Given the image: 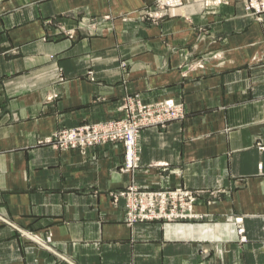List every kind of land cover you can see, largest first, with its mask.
I'll list each match as a JSON object with an SVG mask.
<instances>
[{
    "label": "crops",
    "instance_id": "1",
    "mask_svg": "<svg viewBox=\"0 0 264 264\" xmlns=\"http://www.w3.org/2000/svg\"><path fill=\"white\" fill-rule=\"evenodd\" d=\"M155 1L0 0V264H264V14L183 0L145 20ZM127 96L184 112L140 131L134 174L119 145L46 143ZM131 181L190 192L191 217L128 225Z\"/></svg>",
    "mask_w": 264,
    "mask_h": 264
},
{
    "label": "built area",
    "instance_id": "2",
    "mask_svg": "<svg viewBox=\"0 0 264 264\" xmlns=\"http://www.w3.org/2000/svg\"><path fill=\"white\" fill-rule=\"evenodd\" d=\"M182 1L160 0L159 6L163 9H174L181 6ZM242 1L245 3L246 12L251 16L257 17L264 13V0ZM144 16L154 20L160 18L161 14L145 13ZM257 20L260 19L257 18ZM72 32L70 33L72 34ZM119 113L120 118L115 120L98 124H84L76 128L61 130L48 138L46 143L62 150H77L82 154L109 144L119 145L123 149V161L120 170L123 174L132 175L140 162V131L148 127L164 126L169 121L181 119L184 114L182 106L173 100L145 104L139 96L125 97L119 108ZM262 149L260 147V150ZM113 198L116 202L124 201V220L128 225L184 220L191 217L190 213L195 202V197L182 188L150 191L141 189L133 181L121 191L113 194ZM237 222L238 224L241 223V219H237ZM237 233L240 242L245 243L244 230L239 227ZM22 234L26 238L40 243L33 236Z\"/></svg>",
    "mask_w": 264,
    "mask_h": 264
},
{
    "label": "rangeland",
    "instance_id": "3",
    "mask_svg": "<svg viewBox=\"0 0 264 264\" xmlns=\"http://www.w3.org/2000/svg\"><path fill=\"white\" fill-rule=\"evenodd\" d=\"M159 1L160 0H156L155 2H154V4L152 5V6H149L148 8H146V13L147 14H154V13H156V15H158V14H161V16L162 15H164L168 10H172L173 8H168V9H163L161 6H159ZM239 1H241L242 3H243V6H244V11L246 12V10H245V3L242 1V0H239ZM219 2H221V0H219ZM184 2L182 1V4H181V6H179V7H176V8H174V9H179V8H181V7H183L184 6V4H183ZM247 13V12H246ZM248 14V13H247ZM264 14V13H263ZM263 14H261L260 16H252L253 18H254V20L255 21H258V22H261L262 21V19H261V16L263 15ZM248 15H250V14H248ZM251 16V15H250ZM144 18H145V20H150L151 21V19H148L146 16H143ZM257 18H259L260 20H257ZM156 19H158V18H156ZM153 20V19H152ZM89 24V23H88ZM88 24H84V26H86V27H82V28H86V29H88L89 28V26H88ZM164 101V100H163ZM178 104V103H177ZM181 105V104H180ZM182 106V105H181ZM183 108V107H182ZM178 120H180V119H178ZM173 121H175V120H173ZM98 124V123H97ZM166 124V123H165ZM164 124V125H165ZM160 127H163V126H160ZM92 150V149H91ZM90 151V150H89ZM88 152V151H87ZM86 152V153H87ZM6 224H8V223H6ZM34 238H35V240L36 241H40L39 239H36V238H38L37 236H33ZM34 242V241H33ZM34 243H36L37 244V242H34ZM38 244H41V241H40V243L38 242ZM42 245V244H41ZM67 264H71L70 262H67Z\"/></svg>",
    "mask_w": 264,
    "mask_h": 264
}]
</instances>
